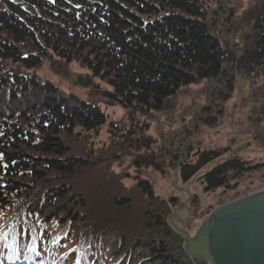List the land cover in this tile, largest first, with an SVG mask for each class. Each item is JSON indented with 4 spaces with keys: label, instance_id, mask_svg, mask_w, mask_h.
Returning a JSON list of instances; mask_svg holds the SVG:
<instances>
[{
    "label": "trees",
    "instance_id": "trees-1",
    "mask_svg": "<svg viewBox=\"0 0 264 264\" xmlns=\"http://www.w3.org/2000/svg\"><path fill=\"white\" fill-rule=\"evenodd\" d=\"M259 1L253 46L236 53L214 33L210 14L219 12L204 0H0V264H195L151 185L122 187L110 169L122 155L157 167L148 125L110 123L115 141L98 154L90 137L106 123L100 106L32 71L53 59L78 63L111 87L130 121L200 81L226 101L236 73L264 77ZM219 156L181 164L182 180ZM258 167L230 159L200 181L206 192L228 188Z\"/></svg>",
    "mask_w": 264,
    "mask_h": 264
},
{
    "label": "rangeland",
    "instance_id": "rangeland-1",
    "mask_svg": "<svg viewBox=\"0 0 264 264\" xmlns=\"http://www.w3.org/2000/svg\"><path fill=\"white\" fill-rule=\"evenodd\" d=\"M204 1L212 2L213 9L219 12L210 14L217 37L228 42L236 53L252 48L255 36L252 10L259 0ZM32 72L63 94L100 106L106 123L97 135L90 137V146L98 154L115 141L109 139L106 132L110 123L121 129H127L129 123L137 124L141 131L148 125L146 133L156 142L152 159L159 167L140 164L136 168L133 156L122 155L110 169L125 188L136 186L140 180L147 181L155 197L166 203L169 214L164 218L165 223L169 215H174L176 218H171L170 224L190 237L217 206L264 189V77L236 73L233 92L226 101L219 100L217 84L212 85L207 80L190 84L168 98L159 109L135 113V120L130 121L127 108L111 96V87L91 76L89 70L78 63L60 67L58 59H53L52 63L43 62ZM209 151L219 152L220 156L184 182L180 165L194 164L200 155ZM230 159H239L248 167H259L240 177H232L228 188L206 192L200 178ZM132 196L135 198L134 194ZM182 242L184 247L183 239ZM193 261L212 264L203 259Z\"/></svg>",
    "mask_w": 264,
    "mask_h": 264
},
{
    "label": "water",
    "instance_id": "water-1",
    "mask_svg": "<svg viewBox=\"0 0 264 264\" xmlns=\"http://www.w3.org/2000/svg\"><path fill=\"white\" fill-rule=\"evenodd\" d=\"M170 230L184 240L187 255L212 264H264V189L217 206L195 234Z\"/></svg>",
    "mask_w": 264,
    "mask_h": 264
},
{
    "label": "snow or ice",
    "instance_id": "snow-or-ice-1",
    "mask_svg": "<svg viewBox=\"0 0 264 264\" xmlns=\"http://www.w3.org/2000/svg\"><path fill=\"white\" fill-rule=\"evenodd\" d=\"M0 159H2V157H0Z\"/></svg>",
    "mask_w": 264,
    "mask_h": 264
},
{
    "label": "bare ground",
    "instance_id": "bare-ground-1",
    "mask_svg": "<svg viewBox=\"0 0 264 264\" xmlns=\"http://www.w3.org/2000/svg\"><path fill=\"white\" fill-rule=\"evenodd\" d=\"M102 129V128H101Z\"/></svg>",
    "mask_w": 264,
    "mask_h": 264
}]
</instances>
